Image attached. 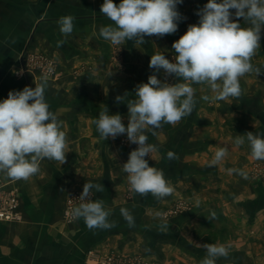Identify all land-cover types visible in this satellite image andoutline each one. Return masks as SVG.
<instances>
[{
	"label": "crops",
	"instance_id": "crops-1",
	"mask_svg": "<svg viewBox=\"0 0 264 264\" xmlns=\"http://www.w3.org/2000/svg\"><path fill=\"white\" fill-rule=\"evenodd\" d=\"M103 2L0 0V101L10 91L35 88L45 76L36 67L22 68L20 52L27 45L52 63L45 97L67 137L65 163L44 159L28 180L13 181L0 173V191L15 196L21 215L19 221L0 220V264H94L89 251L110 257L113 264H201L206 251L197 245L205 243L228 248V256L216 264H264V160L252 158L247 141L234 143L247 132L264 135V29L251 61L260 73L240 78L239 98L215 101L208 85L193 84L198 97L210 99L201 100L179 123L164 124L155 135L145 132L158 149L145 159L163 169L173 188L158 200L131 191L123 171L138 145L129 143L126 134L103 140L94 121L107 107L127 126L126 103L150 75L170 84L182 82L166 77L163 69H151L150 58L159 53L174 60L173 43L199 23L196 13L208 0L178 4L181 19L174 34L121 45L99 36V27L112 23L100 11ZM230 11L235 19V10ZM67 15L75 17L74 29L64 36L57 22ZM239 23L247 27L243 19ZM117 96L123 97L121 103ZM220 147H227L228 154L209 166ZM168 151L176 154L175 160L166 159ZM231 168L242 169L247 177L230 174ZM88 182L103 185V192L92 190V198L104 201L115 227L90 230L82 218H72ZM121 208L134 216V227L121 216Z\"/></svg>",
	"mask_w": 264,
	"mask_h": 264
},
{
	"label": "clouds",
	"instance_id": "clouds-1",
	"mask_svg": "<svg viewBox=\"0 0 264 264\" xmlns=\"http://www.w3.org/2000/svg\"><path fill=\"white\" fill-rule=\"evenodd\" d=\"M183 0H104L101 13L112 23L99 27V36L113 45L125 41L144 44L145 37L174 34L181 19L177 5ZM234 9L233 13L230 11ZM198 24L190 25L187 31L173 43L176 55L169 60L164 54H153L149 67L165 76L182 78V82L161 81L156 74L148 77L147 83L136 86L135 96L129 99L128 123H123L119 114L110 115L107 107L94 121L96 130L103 140L126 134L129 143L138 147L129 154L123 164L131 191L146 197L151 194L162 199L172 194L173 188L166 180L163 169L149 166L146 156L156 152L155 145L148 143L146 131L155 130L164 124L175 125L188 117L197 104L208 101V95L197 96L193 84H206L215 101L242 94L240 78L249 73H260L251 63L261 47V32L264 29V0H208L196 13ZM75 17L63 16L58 20L59 30L64 36L73 32ZM243 19L247 27L239 21ZM63 41H57L62 46ZM47 75L35 83V88L24 87L22 91H10L8 97L0 101V173L13 181L28 180L40 170L44 159L65 163L67 137L57 114L50 110L45 97ZM117 103L123 101L116 97ZM247 141L254 160H264V135L247 132L237 136L235 145ZM228 154L227 147L215 151L209 166L218 165ZM166 159H176L173 151H168ZM247 177L242 169H228ZM103 192L102 184L91 182L83 185L79 196L81 203L72 209L74 220L83 219L91 229L108 230L115 227L109 221L110 212L103 200H93L92 190ZM121 216L129 227L135 226V218L127 208L120 209ZM212 214L211 218H214ZM207 218V217H206ZM209 219V218H207ZM206 251L201 264H216L217 258L227 257L228 248L223 244L205 243L197 245Z\"/></svg>",
	"mask_w": 264,
	"mask_h": 264
},
{
	"label": "built area",
	"instance_id": "built-area-1",
	"mask_svg": "<svg viewBox=\"0 0 264 264\" xmlns=\"http://www.w3.org/2000/svg\"><path fill=\"white\" fill-rule=\"evenodd\" d=\"M31 61L34 59H30ZM30 67H36L43 75L47 77L52 74V63L40 58L33 64L30 63ZM21 219L20 212L18 211V202L15 196L11 193L0 191V220L1 221H19ZM87 257L92 260L94 264H113V259L100 255L95 252H87Z\"/></svg>",
	"mask_w": 264,
	"mask_h": 264
},
{
	"label": "rangeland",
	"instance_id": "rangeland-1",
	"mask_svg": "<svg viewBox=\"0 0 264 264\" xmlns=\"http://www.w3.org/2000/svg\"><path fill=\"white\" fill-rule=\"evenodd\" d=\"M20 55H21L20 56L21 57L20 64L22 65V68H24L25 66L30 67L29 66L30 63L33 64L36 60H40V58H42V56H40L39 54H33L32 51H29L27 45L25 48H23L22 52H20ZM15 58L17 59V56H15ZM16 59H15V61H16ZM30 59H34V60L31 61ZM42 59H44V58H42ZM2 62H3V60H1V58H0V63L2 64ZM17 62H16V64H18ZM19 74L22 76L23 73H19ZM260 168H261L260 169L261 175H264V164H262V166H260ZM256 170H259V167H257Z\"/></svg>",
	"mask_w": 264,
	"mask_h": 264
},
{
	"label": "trees",
	"instance_id": "trees-1",
	"mask_svg": "<svg viewBox=\"0 0 264 264\" xmlns=\"http://www.w3.org/2000/svg\"><path fill=\"white\" fill-rule=\"evenodd\" d=\"M236 255V254H235ZM233 264H240L239 262L233 263Z\"/></svg>",
	"mask_w": 264,
	"mask_h": 264
}]
</instances>
